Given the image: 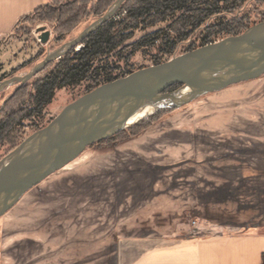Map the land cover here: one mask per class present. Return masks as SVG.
I'll return each instance as SVG.
<instances>
[{"label": "rangeland", "instance_id": "1", "mask_svg": "<svg viewBox=\"0 0 264 264\" xmlns=\"http://www.w3.org/2000/svg\"><path fill=\"white\" fill-rule=\"evenodd\" d=\"M254 7L246 10L250 8V20L257 23L264 6ZM96 19L94 15L84 17L60 42L55 41V28L50 22L24 23L23 27L30 29L31 34L18 29L8 40H0V78L3 74L10 75L24 62L39 63L48 52L75 38ZM167 25L168 22H161L137 30L129 41ZM39 26L49 31L46 41L42 40ZM194 38L193 35L186 43L179 44L172 57L184 53L183 46ZM157 50V47L143 48L131 57L129 64L134 70L154 65ZM41 51H45L44 56ZM168 58L164 56L165 61ZM29 71L24 69L19 75ZM44 74L40 72L29 81ZM7 87L8 92L14 86ZM187 91L180 86L166 91L160 99L171 109L148 127L134 135L129 130L121 137L90 145L71 164L29 190L0 218V264H115V250L121 238L207 231L211 224L195 215L183 222L179 168L165 171L155 168L180 160V104L171 105ZM83 95L84 85L57 90L46 108L45 125ZM31 133L29 127L27 136ZM7 149H0V159Z\"/></svg>", "mask_w": 264, "mask_h": 264}, {"label": "crops", "instance_id": "2", "mask_svg": "<svg viewBox=\"0 0 264 264\" xmlns=\"http://www.w3.org/2000/svg\"><path fill=\"white\" fill-rule=\"evenodd\" d=\"M47 2L0 0V40ZM178 108L180 160L155 168H179L183 222L195 215L211 227L121 238L115 264H263L264 75Z\"/></svg>", "mask_w": 264, "mask_h": 264}, {"label": "water", "instance_id": "3", "mask_svg": "<svg viewBox=\"0 0 264 264\" xmlns=\"http://www.w3.org/2000/svg\"><path fill=\"white\" fill-rule=\"evenodd\" d=\"M124 2L116 0L102 16L75 38L48 52L25 75L2 81L0 91L16 83L18 87L26 84L50 62L79 47L91 32L112 18ZM45 28L38 27V31L43 32V41L49 37ZM262 75L264 20L239 35L225 36L96 87L0 159V218L29 190L77 159L90 145L127 128L153 110L169 106L153 107V104L171 86L191 89L177 97L179 99L171 105L175 106ZM11 96L5 99L0 110Z\"/></svg>", "mask_w": 264, "mask_h": 264}, {"label": "trees", "instance_id": "4", "mask_svg": "<svg viewBox=\"0 0 264 264\" xmlns=\"http://www.w3.org/2000/svg\"><path fill=\"white\" fill-rule=\"evenodd\" d=\"M115 1L50 0L25 15L16 30L31 34L30 29L23 27L24 23L48 21L55 28V41L60 42L79 26L84 17L94 15L99 18ZM262 5L264 0H125L118 12L91 32L79 47L50 62L41 71L45 72L42 77L19 87L16 83L8 92V87L0 91V107L12 95L0 110V149L8 147V153L27 136L29 127L34 132L45 126L46 108L57 90L84 85L86 94L104 83L126 76L135 71L129 64L131 57L143 48L157 47L154 63L160 64L165 61L164 56L171 58L178 45L186 43L193 35L194 41L183 46V52L228 35H239L256 23L250 20V8L256 6L257 9ZM260 15V21L264 20V11ZM161 22H168V25L129 41L137 30ZM40 53L45 55V51ZM35 61L20 64L10 75L3 74L0 82L19 75L24 69L29 71ZM179 86H171L167 91ZM170 109L160 108L147 119L99 142L121 137L129 130L134 135Z\"/></svg>", "mask_w": 264, "mask_h": 264}, {"label": "bare ground", "instance_id": "5", "mask_svg": "<svg viewBox=\"0 0 264 264\" xmlns=\"http://www.w3.org/2000/svg\"><path fill=\"white\" fill-rule=\"evenodd\" d=\"M185 89L188 90V91H191V89L189 87H186ZM162 104L163 103H162L161 99H157L155 101V103L153 104V107H158L159 105H162Z\"/></svg>", "mask_w": 264, "mask_h": 264}, {"label": "flooded vegetation", "instance_id": "6", "mask_svg": "<svg viewBox=\"0 0 264 264\" xmlns=\"http://www.w3.org/2000/svg\"><path fill=\"white\" fill-rule=\"evenodd\" d=\"M39 27H40V26H39ZM40 32H42V31H40ZM16 88H17V87H16ZM16 88H15V89H16Z\"/></svg>", "mask_w": 264, "mask_h": 264}, {"label": "built area", "instance_id": "7", "mask_svg": "<svg viewBox=\"0 0 264 264\" xmlns=\"http://www.w3.org/2000/svg\"><path fill=\"white\" fill-rule=\"evenodd\" d=\"M263 264H264V262H263Z\"/></svg>", "mask_w": 264, "mask_h": 264}]
</instances>
